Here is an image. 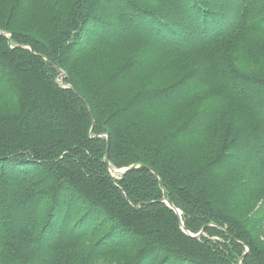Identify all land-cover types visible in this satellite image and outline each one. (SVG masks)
Returning a JSON list of instances; mask_svg holds the SVG:
<instances>
[{
  "label": "trees",
  "instance_id": "trees-1",
  "mask_svg": "<svg viewBox=\"0 0 264 264\" xmlns=\"http://www.w3.org/2000/svg\"><path fill=\"white\" fill-rule=\"evenodd\" d=\"M258 62L264 0H0V264H264Z\"/></svg>",
  "mask_w": 264,
  "mask_h": 264
},
{
  "label": "rangeland",
  "instance_id": "rangeland-1",
  "mask_svg": "<svg viewBox=\"0 0 264 264\" xmlns=\"http://www.w3.org/2000/svg\"><path fill=\"white\" fill-rule=\"evenodd\" d=\"M227 10L232 11V8H228ZM107 11H111V10H107ZM123 16H124V14H123L122 12H118V13L116 14L117 19H122ZM113 30H115V29L113 28ZM136 31H137V30H136ZM137 32H139V31H137ZM107 33H108V31H102L101 29H96V30H95V35L92 36L91 39H95V38L98 37V35H105V34H107ZM192 38H193V37H192ZM89 39H90V38H89ZM95 40H96V41H99V40H97V39H95ZM90 41H91V40H90ZM90 41H89V42H90ZM82 45H83L82 43L79 44V46H82ZM188 49H190V51L194 50V49H191L190 47H188ZM93 50H94V52H95L96 54H98V50H97V49H93ZM174 58H175V59H178V57H174ZM181 60H184V59H181ZM244 61H245V60H244ZM122 62L125 63V62H126V58H124ZM188 62H190L191 65L194 64L192 60H189ZM260 63H261V62H258V63H256L255 66H252V67L249 66V69H252V70H254V71H257L260 75H262V76L264 77V66L261 65ZM186 69H187V67H186ZM167 71H168V70H167ZM152 73H154V70L152 71ZM168 73H169V71H168ZM123 82H124V79H123ZM137 82H138V77L136 76L135 71H134V70L126 71V77H125L126 89H129L128 84H131L132 87H134V86H138L139 83H137ZM136 91H137V89H136V90H132L131 95H132L133 93H135ZM206 91H207V90H206ZM204 94H206V93H202V95H200V98H201L202 100H204V101H207V100L209 99V97L205 96ZM7 104H8V103H6L5 100L0 99V112L5 111V110L8 109V105H9V104H8V105H7ZM176 113H178V112H176ZM164 120H165V119H164ZM166 120L169 121L168 118H167ZM183 120H184V119H182V118L176 116L175 113H174V114H172V115L170 116V122H171L172 126H168V127H169L171 130H172L173 128H174V130H177L180 126H182V125L184 124V121H183ZM240 155H241V154H237L236 157H235L234 159L240 158ZM233 157H234V156H233ZM121 171H122V169H121V170H115V171H112L110 174H111V176L113 175L114 178H118V176H119L118 173H120ZM19 176H21V175H19ZM24 176L27 177V178H30V179H34V177L31 175V173H28V172L25 173ZM17 183H18V178L15 179V181H12V180H7V181H6V185L8 186V188H11V189H9V192H11V191L13 192V189L16 187V184H17ZM3 184H4V183L1 182L0 187H5ZM103 191H104V193H107V189H106V188H104ZM18 201H19V199H15L14 202H13L12 198H11V199H8V202H9V203H11V202L15 203V202H18ZM21 203H23V205L26 206L27 214H28V215H31V207H30L29 203L26 202V201H24V200H23V202H21ZM178 212H179V211H178ZM39 213H40V212H39ZM43 215H44V214H38L37 221H36L33 225H30V224H27V223L25 224V222H21L19 225H21V226H25L27 229L32 230V231H33V229L35 228L34 231L36 232L37 229H38L39 227L41 228L42 226L45 225V221L49 220V217L44 219ZM53 223H54V222H53ZM59 223H61V222H59ZM90 225L96 226L97 229H98V228H101V230L103 229V224L100 222L99 218H95V219H93V220L91 221V224H90ZM201 231H202V230H201ZM201 231L199 232V234H194V235H200V234H203V232H201ZM118 232H119V231H118ZM118 232H117V233H118ZM51 236H58V235H56V234H55V235H50V236L46 235V237H45L44 239H41L40 244L45 245V244H47V242H50ZM65 236H66V237H69L68 233H67ZM54 238H55V237H54ZM125 241H126V239H125ZM262 241L264 242V234H263V236L261 237V242H262ZM263 246H264V245H263ZM149 264H158V261L153 262V263H152V262H149Z\"/></svg>",
  "mask_w": 264,
  "mask_h": 264
},
{
  "label": "water",
  "instance_id": "water-1",
  "mask_svg": "<svg viewBox=\"0 0 264 264\" xmlns=\"http://www.w3.org/2000/svg\"><path fill=\"white\" fill-rule=\"evenodd\" d=\"M165 203H167V205L171 208V209H173L177 214H178V216H179V212H178V210L173 206V205H171V204H169L166 200H163ZM180 223H182V222H180ZM187 234H189L190 236H198V235H192V234H190V233H187Z\"/></svg>",
  "mask_w": 264,
  "mask_h": 264
}]
</instances>
